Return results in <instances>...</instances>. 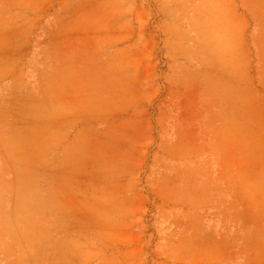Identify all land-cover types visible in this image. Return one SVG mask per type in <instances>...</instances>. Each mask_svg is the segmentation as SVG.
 <instances>
[{"label":"rangeland","instance_id":"374dc122","mask_svg":"<svg viewBox=\"0 0 264 264\" xmlns=\"http://www.w3.org/2000/svg\"><path fill=\"white\" fill-rule=\"evenodd\" d=\"M60 56L126 67L122 101L85 94L82 112L137 111L96 137L141 139L142 165L87 151L50 181L55 152L45 167L20 136L0 167V264H264V0H0V99Z\"/></svg>","mask_w":264,"mask_h":264},{"label":"crops","instance_id":"0c3cea01","mask_svg":"<svg viewBox=\"0 0 264 264\" xmlns=\"http://www.w3.org/2000/svg\"><path fill=\"white\" fill-rule=\"evenodd\" d=\"M255 12H258V16L259 8H256ZM125 71L117 74L114 68L86 69L78 62L62 61L60 56L58 61L38 70L39 86L37 89L28 87L27 91H20L18 89L20 80H15L12 85V99L5 102L0 99V135L13 136L10 147L5 144L4 138L0 141V155L2 156L0 167L9 163L5 158L7 150H12L10 161H13L12 165L17 167L14 159L16 158L15 152L20 150L19 137L27 136L25 143L27 150L37 152L36 155H31L33 159L38 156L44 161L45 167L51 165L49 162L52 163V161L56 163L55 166L60 167L58 172L50 176V181L62 182V177L67 175L65 173H68L70 169L85 164L84 160L87 159L85 152L87 151L104 152L103 156L108 163L126 169L127 172H137L142 165L143 153L139 148L142 145L141 139L139 143L132 146V144H112L110 141L102 144L96 137V134L105 133L109 129L113 130L111 127L127 121L137 111H132L131 106L118 104L117 111L115 112L114 109L113 114L107 119H104L105 117L96 119L90 115L84 118L82 112L85 94L98 95V104L104 102L114 105L122 101L123 86L119 85L123 84L126 79L132 78ZM92 81L109 82L110 84L93 90L89 85L85 89L84 83L89 84ZM88 102H90L89 99L86 103ZM139 104L141 106V101ZM139 112L143 110L140 108ZM92 114L96 115V113ZM85 137L88 139L83 140ZM52 151L55 154L50 157L53 158L52 161L49 159L48 162V153ZM56 154L57 157H55ZM46 176L49 175L46 174ZM135 197L138 199V205L135 206L134 212L139 213L146 206L147 201L141 194ZM2 214L14 216L15 212L13 208H7L2 211Z\"/></svg>","mask_w":264,"mask_h":264}]
</instances>
